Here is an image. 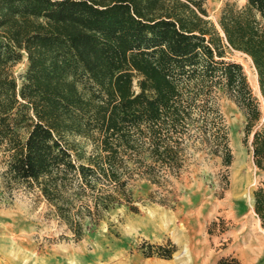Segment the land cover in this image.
I'll return each instance as SVG.
<instances>
[{"label":"trees","instance_id":"trees-1","mask_svg":"<svg viewBox=\"0 0 264 264\" xmlns=\"http://www.w3.org/2000/svg\"><path fill=\"white\" fill-rule=\"evenodd\" d=\"M204 4L0 0L2 177L38 193L75 239L109 210H136L135 181L164 189L194 143L230 165L226 128L214 108L220 91L244 112L243 144L264 174V128L254 131L262 113L241 65L223 60L227 49L248 57L264 98V0L225 4L223 36ZM22 52L28 67L19 85L10 67ZM69 137L88 142L90 154L73 157ZM254 199L264 227V191ZM173 248L162 249V257Z\"/></svg>","mask_w":264,"mask_h":264},{"label":"rangeland","instance_id":"rangeland-1","mask_svg":"<svg viewBox=\"0 0 264 264\" xmlns=\"http://www.w3.org/2000/svg\"><path fill=\"white\" fill-rule=\"evenodd\" d=\"M245 2L205 0L206 19L223 36L218 26L222 8H240ZM223 60L241 65L262 113L254 131L264 128V98L252 61L229 49ZM27 67L22 52L10 67L19 85ZM217 95L214 108L226 128L230 165L194 143L185 151L179 175L170 177L164 189L135 181L131 191L136 210L124 205L109 210L79 239L38 193L7 185L0 154V264H218L223 259L264 264V227L254 212V194L264 191V174L243 144L244 112L233 98L221 91ZM68 140L76 149L73 157L75 151L90 154L92 146L82 138ZM171 247L170 257H162V249Z\"/></svg>","mask_w":264,"mask_h":264},{"label":"bare ground","instance_id":"bare-ground-1","mask_svg":"<svg viewBox=\"0 0 264 264\" xmlns=\"http://www.w3.org/2000/svg\"><path fill=\"white\" fill-rule=\"evenodd\" d=\"M247 58H248V57H247ZM248 60L251 61L249 58H248ZM253 78H254V80H256V75H254ZM254 87H255V89H256L257 92H258V85H257V82H256V81L254 82Z\"/></svg>","mask_w":264,"mask_h":264}]
</instances>
